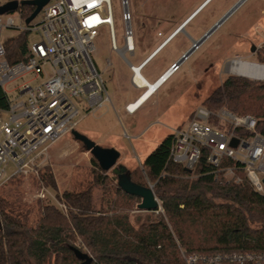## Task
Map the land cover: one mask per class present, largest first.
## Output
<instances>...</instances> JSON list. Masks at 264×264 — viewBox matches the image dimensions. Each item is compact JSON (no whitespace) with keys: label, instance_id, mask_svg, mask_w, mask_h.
<instances>
[{"label":"trees","instance_id":"trees-1","mask_svg":"<svg viewBox=\"0 0 264 264\" xmlns=\"http://www.w3.org/2000/svg\"><path fill=\"white\" fill-rule=\"evenodd\" d=\"M24 8L26 18L34 7ZM29 34L21 30L4 39L9 62L27 59ZM202 104L253 115L255 130L264 134V80L228 74ZM5 106L0 87V107ZM172 140L171 133L160 140L144 158L139 175L129 170L131 182H153L161 204L138 224L131 221L130 211L141 197L119 182L111 206L97 207L93 187L95 182L105 184L104 174H94L85 188L58 193L69 207L67 214L42 198L27 204L0 193V264H187L183 253L264 252V194L255 189L243 164L224 157L214 167L203 147L199 162L189 170L168 161ZM92 161L99 167L94 157ZM40 176L34 180L56 187L49 166ZM237 177L241 179L235 181Z\"/></svg>","mask_w":264,"mask_h":264},{"label":"rangeland","instance_id":"rangeland-1","mask_svg":"<svg viewBox=\"0 0 264 264\" xmlns=\"http://www.w3.org/2000/svg\"><path fill=\"white\" fill-rule=\"evenodd\" d=\"M110 1L116 43L119 48H123L125 23L121 0ZM204 1L130 0L136 49L134 54L126 52L125 55L134 65H139L159 44L176 34L180 25L190 17L187 26L185 23L180 33L159 47L152 55L153 59L141 69L149 81H153L165 69L174 68L182 55L193 47L195 40L201 39L234 8L134 113H128L125 105L134 101L144 88L133 84L130 65L121 52L112 47L108 26L101 27L94 40L93 59L102 73L112 102L106 101L90 110L80 105L79 114L75 117V129L97 144L119 149L121 155L116 167L122 164L134 171L135 176L139 175L143 159L160 140L172 128L186 125L192 112L202 104L211 90L228 74H235L227 69L229 62L238 58L264 62V0H208L198 10ZM11 14L16 25L25 26V21L17 13ZM38 20L39 16L34 18V21ZM18 32L16 28H5L3 35L6 38ZM40 38L39 32L32 31L29 34L30 43ZM28 77L7 84L5 89L9 95L13 96L12 88ZM50 154L49 167L56 181V187L48 185L52 192L85 188L94 174H104L107 175L105 184L94 183V201L98 208L108 209L111 206L119 188L117 173L114 168L104 171L95 165L91 152L72 132L56 141L50 147ZM12 171V165H9L7 175ZM257 174L264 177L261 171H257ZM34 179L38 178L33 175H15L0 187V193L31 204L38 198L37 192L41 186ZM145 181L148 186H153L152 181ZM146 213L136 206L130 211V219L138 224Z\"/></svg>","mask_w":264,"mask_h":264},{"label":"built area","instance_id":"built-area-1","mask_svg":"<svg viewBox=\"0 0 264 264\" xmlns=\"http://www.w3.org/2000/svg\"><path fill=\"white\" fill-rule=\"evenodd\" d=\"M9 1L13 0H0V5ZM17 1L15 10L0 14V87L7 100V106L0 107V187L19 174L40 179L41 171L51 165L50 147L75 129L79 106L90 110L106 101L112 102L93 59L99 29L108 26L112 47L119 50L126 61L125 53L134 54L136 49L130 0H121L125 23L123 48L116 43L110 0H49L36 15L39 20L33 19L30 23H26L25 4ZM11 13H17L25 26L16 25ZM5 28L40 33L39 41L29 42L26 60L11 63L7 59ZM146 62L147 58L139 65L128 61L133 72L132 82L144 88L142 93L147 86L139 84L136 78ZM26 76L29 77L12 88L14 95H9L5 86ZM142 93L125 105L128 113L140 108L137 103ZM256 125L253 115L238 114L227 107L213 110L199 104L186 125L172 128L168 161L193 170L202 148L206 147L208 160L214 167L219 166L224 157L242 163L255 189L264 194V177L257 174L261 171L264 175V134L255 130ZM9 165L13 171L7 175ZM228 170L233 172L230 167ZM240 179L237 177L235 181ZM40 185L37 197L52 200L67 214L69 207L62 195H58L60 192H52L42 180ZM183 255L187 264L226 261L264 264V252L258 251Z\"/></svg>","mask_w":264,"mask_h":264},{"label":"water","instance_id":"water-1","mask_svg":"<svg viewBox=\"0 0 264 264\" xmlns=\"http://www.w3.org/2000/svg\"><path fill=\"white\" fill-rule=\"evenodd\" d=\"M48 1L49 0H22L21 3L26 4V5H31L34 7V10L32 11V13L26 18V23H30ZM17 6H18L17 0L9 1L3 5H0V14L5 13L7 11H13L17 8ZM233 9H231L225 16H223L219 21H217L215 25L210 30H208L201 39L195 40L193 47L189 49L188 51H186L182 55V58L178 60V62L175 63L174 66L175 67L179 66L180 62L184 58H186L190 54V52L194 48H196L214 29H216L217 26L231 13ZM179 30H181V27L179 28ZM169 38L164 40V42H162V44H160L159 47L164 45L169 40ZM250 62H254V61H250ZM237 75H241V74H237ZM242 76H245V75H242ZM72 134L75 136L76 139L80 140L83 143V145L85 146L87 150L91 152L92 156L96 159V161L99 164V167L102 170L108 171L114 168V171L118 175V179H119L118 182L122 185V187L141 197V201L137 205L139 210L152 211V210H157L160 208L159 198L155 194L152 185L150 186L137 185L131 182L129 178V170L126 166L119 164L116 167L117 161L121 155V152L119 149L113 146H103V145L97 144L95 141L90 139L88 136L80 133L76 129L72 130ZM76 251L79 252L78 249Z\"/></svg>","mask_w":264,"mask_h":264},{"label":"bare ground","instance_id":"bare-ground-1","mask_svg":"<svg viewBox=\"0 0 264 264\" xmlns=\"http://www.w3.org/2000/svg\"><path fill=\"white\" fill-rule=\"evenodd\" d=\"M208 0H205L203 2V4L198 8V10H200V8L207 2ZM205 7V6H204ZM203 7V8H204ZM196 10V12L198 13L199 11ZM195 12V13H196ZM194 15V14H192ZM191 15V16H192ZM193 17V16H192ZM190 19V17L188 18V20ZM188 20L184 21L180 27L183 28L184 24L186 22H188ZM183 26V27H182ZM179 27V28H180ZM179 31V29H178ZM175 35H173L174 37ZM172 38V37H171ZM170 40V39H169ZM159 48V46L157 47ZM175 68H169L167 71H165V73H163L155 82H149L141 72H138V76H137V81L139 82V84L141 85H146L147 88L145 89V91L142 93L143 95L140 97L138 104H143L159 87V85L161 83H163V81L165 80V78L171 73L175 71ZM227 69L230 72L233 73H237V74H242V75H246L252 78H264V65L259 64V63H254V62H250V61H246L243 59H235L232 60L231 62H229ZM134 103V102H133ZM135 105V103L133 104Z\"/></svg>","mask_w":264,"mask_h":264},{"label":"crops","instance_id":"crops-1","mask_svg":"<svg viewBox=\"0 0 264 264\" xmlns=\"http://www.w3.org/2000/svg\"><path fill=\"white\" fill-rule=\"evenodd\" d=\"M173 35H175V34H173ZM173 35H172L171 37H173ZM171 37H170V38H171ZM170 38H169V39H170ZM163 42H164V41H163ZM161 44H162V43H161ZM158 46H160V44H159ZM158 46H157V47H158ZM157 47H156L152 52H150L149 55L146 57V58H147V62H146V64L149 63V62L153 59V58H152V54H154V53L157 51V49H158ZM154 57H155V56H154ZM146 64H145V65H146ZM167 70H168V69H167ZM167 70L165 69L163 72H161V73H160V74H159V75H158L153 81H149V80H148V81H149V82H155V81H157V79H158L163 73H165V71H167ZM140 94H141V93H140ZM140 94H139V95H140ZM136 98H137V97H136ZM147 100H148V99H147ZM131 102H132V101H131ZM128 103H129V102H128ZM141 106H142V104H141ZM141 106H140V107H141ZM169 133H171V131H170ZM148 154H149V153H148ZM148 154H147V155H148ZM147 155H146V156H147ZM143 160H144V159H143Z\"/></svg>","mask_w":264,"mask_h":264},{"label":"flooded vegetation","instance_id":"flooded-vegetation-1","mask_svg":"<svg viewBox=\"0 0 264 264\" xmlns=\"http://www.w3.org/2000/svg\"><path fill=\"white\" fill-rule=\"evenodd\" d=\"M118 176V175H117Z\"/></svg>","mask_w":264,"mask_h":264}]
</instances>
